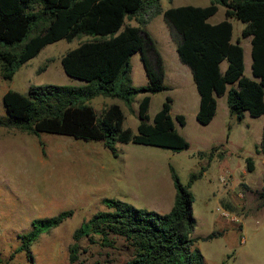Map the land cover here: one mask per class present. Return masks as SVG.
Here are the masks:
<instances>
[{"label": "trees", "instance_id": "trees-1", "mask_svg": "<svg viewBox=\"0 0 264 264\" xmlns=\"http://www.w3.org/2000/svg\"><path fill=\"white\" fill-rule=\"evenodd\" d=\"M224 8L225 19L207 22ZM161 15L175 41L178 61L188 67L196 92L198 107L195 120L208 124L214 116L216 97L225 95L230 115L241 121L246 112L256 118L264 113V0H211L205 7L179 6L160 8L158 0H0V76L11 80L15 72L40 50L59 40L71 41L87 36L59 59L61 69L81 86L32 85L22 95L7 90L1 96L6 119L0 127L16 129L28 135L48 133L73 139L97 141L116 155L117 144L133 143L172 152L189 147L174 129V122L184 125V117L170 115V98H166L152 122L148 123L149 95L169 90L164 85L162 58L154 40L145 30L147 22ZM232 18L243 24L241 38L250 37V71L243 75V51L236 38L232 42ZM134 20L136 26L125 25ZM140 54L148 84L133 87L130 58ZM225 62L223 71L220 63ZM136 132L123 128V114L112 104L96 115L89 102L95 97L117 100L129 113L138 94ZM264 152V124L261 131ZM247 172L253 169L245 159ZM174 190L166 213L135 208L116 200L103 199L105 210L94 213L72 232L68 262L77 261L78 242L109 247L112 237L121 238L131 251L124 264H203V257L193 247L198 238L191 237L195 226L190 185L203 169L190 174L186 185L180 184L168 166ZM72 215L63 211L51 218L34 219L31 229L20 236L19 251L30 258V244L45 231L60 225ZM207 236L206 239L212 238Z\"/></svg>", "mask_w": 264, "mask_h": 264}, {"label": "rangeland", "instance_id": "rangeland-1", "mask_svg": "<svg viewBox=\"0 0 264 264\" xmlns=\"http://www.w3.org/2000/svg\"><path fill=\"white\" fill-rule=\"evenodd\" d=\"M210 2L158 0L163 10L179 6L205 7ZM224 19V8L217 6L207 22L216 24ZM227 20L232 26V42L238 38L243 50V75L251 78L250 43L240 37L243 24L232 18ZM124 24L136 25V22L131 19ZM146 31L154 42L175 44L161 15L149 20ZM85 40L87 36H80L46 45L23 64L11 80L0 76V119H6L1 96L7 90L25 95L32 85H83L82 81L63 73L59 59ZM164 59L163 83L171 88L149 95L147 122H152L164 100L170 98L171 117L182 115L186 121L184 128L174 122V129L190 143L186 150L172 152L128 142L117 144L114 156L97 141L48 133L34 136L0 127V264H124L131 251L121 238L112 236L113 244L109 247L100 246L97 236H93L96 240L93 244L80 239L77 261L69 263L72 232L94 213L105 210L103 199H116L138 209L166 213L174 195L168 166L182 185L187 184L190 174L203 169L201 177L189 187L195 220L191 237L198 238L193 247L202 255L203 264H264V167L260 165L264 152L253 135L264 117L246 115L241 121L233 115L226 118L230 140L234 139L241 147L219 148L201 157L192 140L195 130L202 125L194 118L198 94L190 71L178 61L172 48ZM220 67H225V62ZM130 79L133 87L148 84L139 53L130 58ZM143 95L134 98L133 113L121 102L108 98L95 97L89 104L96 115L112 104L119 105L122 127L135 133L138 123L135 112ZM245 158L254 162L253 173L244 171ZM243 182L254 190L250 189L247 194L239 184ZM222 190L226 195L221 194ZM68 210L72 212L69 218L43 232L30 244V258L18 250L20 236L30 231L32 220L51 218ZM209 235L213 237L206 239Z\"/></svg>", "mask_w": 264, "mask_h": 264}, {"label": "crops", "instance_id": "crops-1", "mask_svg": "<svg viewBox=\"0 0 264 264\" xmlns=\"http://www.w3.org/2000/svg\"><path fill=\"white\" fill-rule=\"evenodd\" d=\"M156 16H158V15H156ZM146 25H145V30H146ZM129 26H136V25H129ZM245 39H247L249 41V43H250V37H246ZM154 43H155L156 48H157V50H158V52H159V54H160V56L162 58L163 72L165 73V66H164L165 59H164V55L167 52H170L171 48H172V50L173 49L175 50V44L170 45L169 42H159V41L158 42H154ZM171 43H173V42H171ZM249 55H250V53H249ZM243 64H245V61H244ZM248 64H249V70H250L251 58H250V61L248 62ZM225 66H226V64H225ZM177 68H179V67L177 66ZM220 69H221V71H223L225 69V67H223V68L220 67ZM179 70H182L183 72H185L182 68H179ZM250 75H251V71H250ZM251 78H252V76H251ZM168 88H171V87H168ZM215 102H216L215 113H214V116L211 119V121L208 124H206V125H202V127L199 128V129H196V130L194 129L195 130V133H194L195 137L194 138L192 137V140H193V142L196 143V145L198 147V151H197L198 155H200L201 157L203 155H206L207 153L208 154H210V153L212 154L213 152L217 151L219 148H225L227 150L228 148L232 149L233 147H235V148H240L241 147V144H238L234 139H233V141H231L229 134H227L226 118H230L232 116L228 112L225 95H222L221 97L216 98ZM197 107H198V105H197ZM196 111H197V109L194 111V118H195ZM246 115L249 116L245 112L243 114V118L246 117ZM262 117H264V113L262 115H260L259 117H256V118L261 119ZM185 124H186V121H185V118H184V125L182 127L181 126L180 127L184 128ZM263 124H264V121H262L260 123V125H258L256 127V129H255V131L253 133V135L256 136V138H257V142H259L260 139H261V131H262ZM180 127H179V129H180ZM174 128H175V124H174ZM175 130L179 134L177 129H175ZM259 131H260V135H259ZM182 137L188 142V144L190 146V143L187 140V138H185L184 136H182ZM241 139H242V136H241ZM255 145L256 144H253L254 147H256ZM227 159H229V158H227ZM245 159H244V161H245ZM251 162H252L253 169H252L251 172H247L246 168H244V171L246 173H253L255 171L254 162L252 160H251ZM260 165H261V167H264V158H261ZM239 184L244 187L245 192L247 194L249 193L250 189L254 190L253 188H251L250 184H246L244 182L243 183H239ZM257 186L260 187V185H257ZM227 188L231 189V186L227 187ZM221 194L222 195H226L223 190L221 191Z\"/></svg>", "mask_w": 264, "mask_h": 264}]
</instances>
